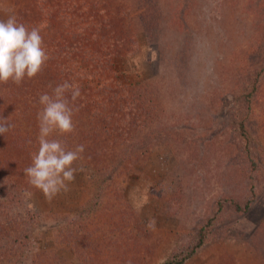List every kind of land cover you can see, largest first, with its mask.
<instances>
[{"label":"rangeland","instance_id":"374dc122","mask_svg":"<svg viewBox=\"0 0 264 264\" xmlns=\"http://www.w3.org/2000/svg\"><path fill=\"white\" fill-rule=\"evenodd\" d=\"M50 1L0 0V19L40 29L54 79L62 63L95 86L48 137L85 148L48 200L23 170L52 82L0 83V264H264V0H78L73 31L47 27ZM64 40L86 42L95 82Z\"/></svg>","mask_w":264,"mask_h":264},{"label":"clouds","instance_id":"9594fccd","mask_svg":"<svg viewBox=\"0 0 264 264\" xmlns=\"http://www.w3.org/2000/svg\"><path fill=\"white\" fill-rule=\"evenodd\" d=\"M43 45L38 27L29 29L19 23L15 15L0 19V83L11 80L19 85L25 77H35L49 59ZM66 93H70L71 101ZM80 95L78 84L65 81L53 88L51 95L44 93L39 96L42 105L37 114L39 147L32 155V164L23 171L28 183L41 190L48 200L61 191L69 190V184L75 180L77 172L72 165L82 158L84 152L83 144L77 145L74 150H67L63 141L48 138L53 132L63 135L74 131L72 117L78 111L74 102ZM11 127L13 125L7 118L0 119V135L8 132ZM148 227L154 229L155 221L149 220ZM165 260L166 257H161L156 264H165Z\"/></svg>","mask_w":264,"mask_h":264},{"label":"trees","instance_id":"16d2710c","mask_svg":"<svg viewBox=\"0 0 264 264\" xmlns=\"http://www.w3.org/2000/svg\"><path fill=\"white\" fill-rule=\"evenodd\" d=\"M40 7L43 8L42 6H40ZM90 12H92V11H90ZM90 12L87 13V8H85L84 5H80L78 0H51L49 2V6L46 7V11H45V13H46L45 19L46 20L45 21L47 22V27H49L50 30L56 29L57 27H59L61 25H63V27L61 26V28H65V27L68 28V26L70 25V22L72 20L74 22H76V23L78 22V23H80V25H82V23H84V22H80L81 20L80 21H78V20L80 18H82V19L87 18L88 16H90ZM92 16H94V15H92ZM62 22L64 24H62ZM88 22H85V23L87 24ZM93 24H94V22H93ZM108 24H105L104 27H102V33H103V29L105 30V28L109 27ZM73 29H74V27H70L69 31H73ZM68 33H71V32H68ZM68 33H67V35H69ZM82 38H84V37L82 36ZM118 40L119 39L116 40L117 43L119 42ZM117 43L114 42V46H116ZM85 44H86V42L81 43V41H78L77 43H69L67 40H64L62 42H59L56 45L58 46L59 52H61L62 55H64L69 60L72 57L74 59H76L77 56H79V55L86 56L87 57L86 62H88V68L86 70V73L89 76L90 80L93 79V81L95 82L96 79H98V77H96L97 72L94 71L93 59H92V56L90 55L88 46ZM59 52L56 56L59 55ZM113 52H114V54H118V50L113 49ZM110 55L111 54H108V53L103 54V56H105L104 58H107V59L109 58ZM58 57H61V56H58ZM45 66H47L48 68L43 66L44 68H42V70L39 73L44 74V75L47 74L48 78H50L49 81L52 82L51 87H50L51 94H52L53 88H55L57 85L65 82V81H67L69 83L78 84L80 86V80H78V77H77V73H80V72H77V70L74 71L70 68L63 67L62 63H60V64H58V67L60 68V73H59L60 76L58 78L54 79L52 74H51L52 68H50L47 64H45ZM37 75H39V74H37ZM82 86L84 87L83 94H81L80 97H78L75 102L79 103V104L83 103L84 101L89 103L90 98L92 97L91 91L95 88V86L93 85V83L89 84V82H88V85H87V82H85L84 84H82ZM99 90H100V88H98L97 91L99 92ZM98 95L100 96V93H98ZM66 96L68 97L69 100H71L70 93H66ZM246 99H244V100L247 101ZM101 102H103V101H101ZM7 173H8V171H7ZM9 175L10 174H7L5 176L7 177ZM2 221H3V224L8 226V228H9V226H10V228L12 227V221H10V220H2ZM3 227L4 226L2 224H0V229H3ZM201 237L203 238V236H201ZM202 238L196 244L195 250L197 248H200L201 245L204 243ZM12 248H14V247H12ZM10 252H12V250H7V253H10ZM2 254L5 255V248H1V246H0V255H2ZM165 264H183V262H182V260H180L178 262H173L171 259H168L167 261H165Z\"/></svg>","mask_w":264,"mask_h":264}]
</instances>
